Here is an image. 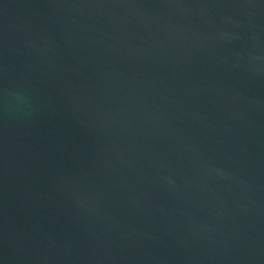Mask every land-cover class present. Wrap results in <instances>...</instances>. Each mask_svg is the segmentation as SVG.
Listing matches in <instances>:
<instances>
[{
	"label": "water",
	"instance_id": "water-1",
	"mask_svg": "<svg viewBox=\"0 0 264 264\" xmlns=\"http://www.w3.org/2000/svg\"><path fill=\"white\" fill-rule=\"evenodd\" d=\"M0 264H264V0H0Z\"/></svg>",
	"mask_w": 264,
	"mask_h": 264
}]
</instances>
